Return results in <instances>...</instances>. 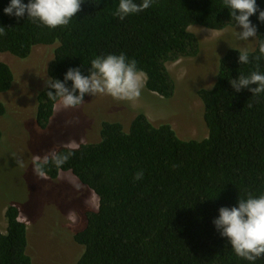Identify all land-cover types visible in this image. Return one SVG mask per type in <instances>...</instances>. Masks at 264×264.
Instances as JSON below:
<instances>
[{
  "label": "trees",
  "instance_id": "obj_1",
  "mask_svg": "<svg viewBox=\"0 0 264 264\" xmlns=\"http://www.w3.org/2000/svg\"><path fill=\"white\" fill-rule=\"evenodd\" d=\"M118 2L82 0L68 26L48 29L26 15L19 20L6 15L9 0H0V95L14 82L3 53L25 59L37 45H54L50 77L62 80L69 67L77 66L87 75L95 55L124 52L137 61L149 91L171 98L176 82L168 64L200 50L199 37L190 27L233 26L223 0H154L150 8L123 21L112 15ZM257 3L264 9V0ZM257 16L250 17L259 33L255 48L264 40V22ZM238 56L230 48L221 58L213 87L198 91L207 137L182 139L170 124L156 126L141 112L128 130L119 121H105L99 141L59 147L57 151L71 150L73 155L60 169L48 168L46 175L55 179L70 172L99 199L74 237L83 246L76 264H250L235 255L212 224L220 207L235 205L247 193H264V93L252 95L247 88L236 92L230 84L239 74L264 72V57L240 65ZM47 90L38 95L36 121L41 129L56 106ZM5 113L0 98V117ZM141 170L143 178L135 180ZM5 217L0 264H34L27 223L18 207L8 206ZM254 264H264V257Z\"/></svg>",
  "mask_w": 264,
  "mask_h": 264
},
{
  "label": "rangeland",
  "instance_id": "obj_2",
  "mask_svg": "<svg viewBox=\"0 0 264 264\" xmlns=\"http://www.w3.org/2000/svg\"><path fill=\"white\" fill-rule=\"evenodd\" d=\"M200 41L198 54L168 64L176 82L175 94L164 98L146 87L138 99L119 101L110 96L86 95L76 108L56 104L48 126L36 121L38 95L50 77L54 45H37L25 59L10 52L1 58L13 69L14 82L0 95L6 113L0 117V231L5 232L6 208L18 207L28 227V253L34 264H76L83 246L74 237L87 223V211L98 208V196L70 172L39 178L31 161L61 146L97 142L105 121H119L126 130L139 113L156 126L170 124L182 139L208 136L204 105L198 91L217 79L221 58L230 48H255L257 39L237 42L234 27L213 30L190 27ZM239 31V26H237ZM145 83V75L142 74Z\"/></svg>",
  "mask_w": 264,
  "mask_h": 264
},
{
  "label": "clouds",
  "instance_id": "obj_3",
  "mask_svg": "<svg viewBox=\"0 0 264 264\" xmlns=\"http://www.w3.org/2000/svg\"><path fill=\"white\" fill-rule=\"evenodd\" d=\"M153 3L154 0H119L112 15L123 21L131 15L145 11ZM81 4L82 0H27V3L24 0H9L3 11L18 20L26 15L27 19L34 23L48 29H56L68 26L80 11ZM223 8L229 10L230 21L235 29L232 35L237 42H248L250 37L252 40L257 39V25L250 19L258 13L257 19L264 22V9L259 7L257 0H223ZM3 35V29L0 28V36ZM233 49L239 53L238 63L246 65L251 62L250 58L259 60L264 57V40L259 41L258 48ZM87 71L88 74L85 75L79 66L69 67L62 80L47 77L44 81L48 89L46 96L54 105L59 104L68 109L81 105L85 95H106L119 101H133L141 96L145 87L137 61L129 58L124 52L95 55L90 59ZM230 84L236 92L247 88L252 95L259 96L264 93V72L239 74L237 78L230 80ZM251 85L256 86L250 87ZM72 155L71 150L60 152L52 149L43 156H33L31 164L39 178H46L48 168L60 169ZM142 178V170L134 176L135 180ZM212 224L220 237L227 239L236 256L249 261L250 264L264 257V193H247L239 196L235 205L220 207Z\"/></svg>",
  "mask_w": 264,
  "mask_h": 264
}]
</instances>
